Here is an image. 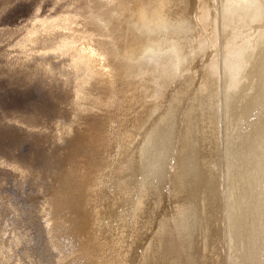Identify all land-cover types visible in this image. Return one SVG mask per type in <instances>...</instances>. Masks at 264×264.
<instances>
[{"label": "bare ground", "instance_id": "6f19581e", "mask_svg": "<svg viewBox=\"0 0 264 264\" xmlns=\"http://www.w3.org/2000/svg\"><path fill=\"white\" fill-rule=\"evenodd\" d=\"M31 1L0 52L56 117L8 119L43 166L1 165L35 187L44 251L0 198V264H264V0Z\"/></svg>", "mask_w": 264, "mask_h": 264}, {"label": "rangeland", "instance_id": "374dc122", "mask_svg": "<svg viewBox=\"0 0 264 264\" xmlns=\"http://www.w3.org/2000/svg\"><path fill=\"white\" fill-rule=\"evenodd\" d=\"M34 6L35 1L18 0L13 6L10 5L4 13L0 14V45L2 46H0V49H4L7 45V43L4 44L5 46L1 43L3 39L1 35L8 28H17L23 24L28 16L32 14ZM0 54V198L12 200L19 209L17 214L20 213L19 215H7L3 221L9 229L10 238H12V231L17 234H25L30 239L29 245L34 247L35 254H39L44 251L43 235L42 229L32 217L34 213L30 200L35 187L29 181L25 185H19L16 181L18 180L16 174L11 175L12 169H8L9 167H4V165L16 161L19 165L38 170L43 166V154L40 147L33 140L22 136L19 131L7 127L6 124L8 119L17 116H40L41 119L52 122L56 117V109L50 94L47 93L43 85L39 83L23 85L22 83H16L15 79H11L10 75L13 72L8 70L2 52ZM2 163L5 164L1 165ZM3 211L4 207L0 204V216ZM33 257H31L33 260L23 258L25 264H30L31 261L34 264H46L44 256L42 258Z\"/></svg>", "mask_w": 264, "mask_h": 264}, {"label": "clouds", "instance_id": "9594fccd", "mask_svg": "<svg viewBox=\"0 0 264 264\" xmlns=\"http://www.w3.org/2000/svg\"><path fill=\"white\" fill-rule=\"evenodd\" d=\"M170 52L175 56V62L172 65V71L175 74H179L184 61L181 59L179 53L175 52V50H170ZM162 55H165V53L161 52L159 49H146L142 59L147 58L150 63H154L157 62V58Z\"/></svg>", "mask_w": 264, "mask_h": 264}]
</instances>
